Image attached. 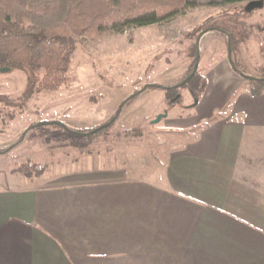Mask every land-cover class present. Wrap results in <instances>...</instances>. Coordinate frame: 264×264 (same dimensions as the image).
Segmentation results:
<instances>
[{"label": "crops", "instance_id": "obj_1", "mask_svg": "<svg viewBox=\"0 0 264 264\" xmlns=\"http://www.w3.org/2000/svg\"><path fill=\"white\" fill-rule=\"evenodd\" d=\"M228 61L209 74L222 106L170 127L163 180L0 183V264H264V83Z\"/></svg>", "mask_w": 264, "mask_h": 264}, {"label": "rangeland", "instance_id": "obj_2", "mask_svg": "<svg viewBox=\"0 0 264 264\" xmlns=\"http://www.w3.org/2000/svg\"><path fill=\"white\" fill-rule=\"evenodd\" d=\"M247 7L248 18L227 21V29L237 40L244 36L242 41L232 46L223 34L226 42L211 38L200 43L202 22ZM76 44L68 81L55 90L25 99L27 72H0V183L26 181L24 165L43 171L30 176L39 186L116 175L163 180L169 156L184 144L182 132L170 127L190 131L194 126L189 125L212 115L228 98L215 96L209 87L214 66L226 58L232 67L237 65L238 75L264 79V0H191L186 10L164 22L139 28L109 25L95 37L76 38ZM195 50L198 73L207 81L205 101V93L196 98L189 87H182L181 104L169 108L166 90L149 87L123 107L108 134L74 135L108 121L147 84L181 82L193 67ZM169 113L172 122L167 124ZM55 121L66 127L49 123ZM137 130L141 135H126Z\"/></svg>", "mask_w": 264, "mask_h": 264}, {"label": "trees", "instance_id": "obj_3", "mask_svg": "<svg viewBox=\"0 0 264 264\" xmlns=\"http://www.w3.org/2000/svg\"><path fill=\"white\" fill-rule=\"evenodd\" d=\"M245 1L254 0H224L227 4ZM190 4L191 0H0V68H19L27 72L25 99L44 90H55L68 81L71 59L77 47L76 38L95 37L109 25L139 28L161 23L182 13ZM250 14L245 8L241 13L213 16L198 27V39L210 31H218L227 35L229 44L234 46L244 36L237 40L227 29V21L231 17L239 21ZM196 56L195 50L193 67L181 82L175 85L147 84L122 102L118 113L108 121L91 129L74 131V135L98 138L108 134L123 107L149 87L166 90L169 108L181 104L182 87H189L194 96L200 98L207 81L198 71L192 74ZM233 68L240 72L235 63ZM252 79L264 81L262 78ZM34 127L36 125L30 129ZM126 135L137 136L141 132L137 130ZM21 171L28 178L43 173L35 165H24Z\"/></svg>", "mask_w": 264, "mask_h": 264}, {"label": "water", "instance_id": "obj_4", "mask_svg": "<svg viewBox=\"0 0 264 264\" xmlns=\"http://www.w3.org/2000/svg\"><path fill=\"white\" fill-rule=\"evenodd\" d=\"M246 9L249 11V7H247ZM198 67H199V56H197V62H196V64H195V66H194V70H193L192 74H195V73L198 71ZM10 70H11V68H9V67H3V68H0V72H8V71H10ZM246 77H248V78H253V77H251V76H246ZM160 119H161V118H158V120H160ZM49 123H57L58 125H60V126H62V127H66V124H65V123H63V122H59V121L49 122Z\"/></svg>", "mask_w": 264, "mask_h": 264}]
</instances>
